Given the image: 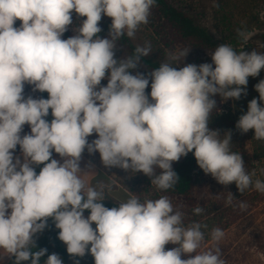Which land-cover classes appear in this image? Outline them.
<instances>
[{
    "label": "clouds",
    "instance_id": "9594fccd",
    "mask_svg": "<svg viewBox=\"0 0 264 264\" xmlns=\"http://www.w3.org/2000/svg\"><path fill=\"white\" fill-rule=\"evenodd\" d=\"M155 4L0 0V249L5 258H14L13 264H40L47 249H33L49 218L67 253L73 258L90 253L94 264H225L219 247L224 232L214 227L209 234L213 245L201 251L207 225L185 224L184 214L167 196L143 202L130 197L118 207H106V185H86L78 175L85 149L99 152L105 168L142 172L162 191L179 179L173 162L191 152L199 168L219 184L234 182L241 193L250 187L264 193V180L253 181L242 155L231 151L232 133L221 138L219 130L209 128L214 97L246 96L248 78L264 69V53L237 52L221 44L211 54L212 63L179 68L162 63L147 75L133 74L151 45L117 58V42L125 35L134 38ZM73 12L86 19L63 39ZM103 16L111 18L106 38L98 35ZM237 35L247 41L250 33L238 29ZM104 79L106 86L101 85ZM26 84L33 92H47L48 98L26 97ZM254 88L259 96L248 103L236 128L254 130V138L264 141V79ZM26 124L30 133L21 135ZM93 134L98 138L89 142ZM18 145L23 159L14 154ZM53 151L61 159L52 158ZM41 164L37 174L34 166ZM202 212L200 206L193 208L195 215ZM168 244L175 247L166 250ZM44 264L64 261L52 253Z\"/></svg>",
    "mask_w": 264,
    "mask_h": 264
},
{
    "label": "rangeland",
    "instance_id": "374dc122",
    "mask_svg": "<svg viewBox=\"0 0 264 264\" xmlns=\"http://www.w3.org/2000/svg\"><path fill=\"white\" fill-rule=\"evenodd\" d=\"M174 7L189 13L196 18L197 22L206 27L210 33L222 44H228L237 52L244 50L251 52L264 53V0H167ZM103 16L99 22L106 20ZM86 17H79L73 12V24L69 30L75 34L74 29L79 26ZM17 20L16 25L19 26ZM241 29L250 33L247 41L237 35V30ZM132 43L137 46L151 45L150 54L147 58L160 64L170 63L174 67H183L185 64L212 63L211 54L215 50H205L194 48L189 44L180 41L175 32L167 25L157 13L151 9L149 22L141 25L134 38H130ZM189 50L186 57H180L182 51ZM117 58H123V51L117 45ZM177 57H179L177 59ZM142 72L143 69L132 70ZM264 79V69L257 77H249L247 84V95H242L240 99L224 100L218 94L214 97L216 108L213 109L209 128L219 130L221 138L225 132L232 133L231 151L242 155L245 169L248 173H254L255 179L264 180V142L254 138V130L242 133L236 128L239 117L248 110V103L253 98H258L259 93L254 86ZM151 83V81H150ZM146 88V93L150 94L151 87ZM107 79L102 80L101 85L106 86ZM25 96L34 97L32 86L25 85ZM25 132V125H24ZM22 133L21 135L25 134ZM98 138L96 134L88 137L89 142ZM83 155L88 159L92 169L103 170L107 175L98 173V179L108 181L112 179V185L117 189L111 188L112 195H119L122 191L128 190L141 202L147 199H157L160 196H167L175 209L184 214V223L192 221L206 224L205 242L201 251L211 247L210 232L214 227H219L224 232V237L219 242L222 252V259L225 264H264V193L256 191L254 188L246 189L243 193L239 192L235 183L227 186L219 184L210 174L196 171L195 178V197L196 206L203 208L200 215L193 213V208L186 203L183 197L162 191L151 184V178L142 172L125 171L118 167L105 168L101 162L99 152L89 154L85 149ZM182 158V157H181ZM157 169L156 171H158ZM115 180V181H114ZM119 189V190H118ZM229 193L232 194V202L227 203ZM246 204L241 208V204ZM195 206V207H196ZM175 245L168 244L165 249L170 250ZM183 258H187L182 256Z\"/></svg>",
    "mask_w": 264,
    "mask_h": 264
},
{
    "label": "trees",
    "instance_id": "16d2710c",
    "mask_svg": "<svg viewBox=\"0 0 264 264\" xmlns=\"http://www.w3.org/2000/svg\"><path fill=\"white\" fill-rule=\"evenodd\" d=\"M157 15L167 24L169 27L175 32L178 39L186 44L194 48L205 49V50H215L217 46L221 45L222 42L216 39L210 31L200 25L196 18L190 15L189 13L184 12L172 4H170L167 0H156L155 6L152 8ZM111 25V18L107 17L106 20L102 23L101 28L102 31L98 34L101 38L108 37L109 29ZM74 35L69 29L67 32L63 34V39H67L70 36ZM264 41V35H263ZM117 45L123 51V58L131 55L134 52L136 46L132 43L131 39L128 38L126 35L122 37L118 42ZM161 64L155 62L152 59L147 57H143L141 59L139 67H141L144 71L143 73L147 75L153 69H156ZM132 71V70H131ZM35 98H48L47 92H34ZM53 117L51 116V110H49V116L46 119L50 122ZM30 133V127L26 124L25 125V132ZM264 142V141H262ZM15 153H21L19 145L17 146ZM56 159H61L58 154L53 151V157ZM37 174L39 173L40 169L43 165L34 166ZM173 169L179 176L177 183L173 186V188L167 190L166 192H170L172 194L179 195L184 198L187 204L192 207L196 206V197H195V178L194 174L196 171L203 172L202 169L199 168L197 165L196 159L194 155L190 152L187 156L180 158L178 162H173L172 164ZM160 170L157 171V174ZM102 203L106 207H118L117 202L112 199H106L102 201ZM87 215H89V211L85 210ZM95 226V224H93ZM58 232L59 229L55 227L54 221L49 218L48 226L46 229L39 233L36 237V245L37 247L35 250L39 248H46L47 254L41 258L40 264H44V261L47 259L48 254L56 253L58 254L64 264H69L70 256L66 251L65 244L58 239ZM12 258L8 264H13ZM22 264H31L30 261L22 262Z\"/></svg>",
    "mask_w": 264,
    "mask_h": 264
},
{
    "label": "crops",
    "instance_id": "0c3cea01",
    "mask_svg": "<svg viewBox=\"0 0 264 264\" xmlns=\"http://www.w3.org/2000/svg\"><path fill=\"white\" fill-rule=\"evenodd\" d=\"M14 154L16 156H20L21 159H23L21 153H14ZM89 165H90V163L88 162V159L82 154V158H81V162H80V167H81L82 171L80 173H78V175L81 176V178L84 180L86 185L96 186V185L101 184V183L106 185L105 192H104L106 199L110 198V199L114 200L115 202L120 203V202L126 201L130 197H135L132 193H130L125 188H124L125 191H122L119 195H112L111 194V188L115 187L117 189V186H121V185H119L115 180H114L115 181L114 183L117 184V186L112 185V179L110 177L107 178L108 181L110 180L109 183L104 181V178H106L107 175L103 172V170H100V169L94 170L92 168H89ZM98 173L103 174V176L105 175L104 178H102V180H100V181H96L99 178ZM84 216L87 217L88 215L86 213H84ZM92 227L95 228L94 225H92ZM65 246H66V244H65ZM89 247H90V245H89ZM5 257H7V253H5L2 249H0V264H8L9 263V261L11 259L5 258ZM75 260H79V264H94V258L91 256L90 253L86 254L83 257L73 258L72 256H70L69 264H75Z\"/></svg>",
    "mask_w": 264,
    "mask_h": 264
}]
</instances>
